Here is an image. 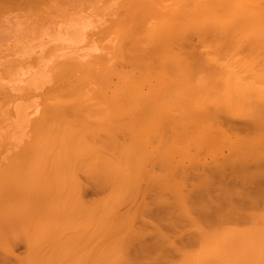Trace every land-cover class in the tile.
<instances>
[{
    "label": "bare ground",
    "instance_id": "obj_1",
    "mask_svg": "<svg viewBox=\"0 0 264 264\" xmlns=\"http://www.w3.org/2000/svg\"><path fill=\"white\" fill-rule=\"evenodd\" d=\"M57 1L111 18L97 45L79 22L87 51L59 44L73 51L55 53L16 124L3 106L39 86L0 88V255L22 244L16 264H264V0Z\"/></svg>",
    "mask_w": 264,
    "mask_h": 264
},
{
    "label": "rangeland",
    "instance_id": "obj_2",
    "mask_svg": "<svg viewBox=\"0 0 264 264\" xmlns=\"http://www.w3.org/2000/svg\"><path fill=\"white\" fill-rule=\"evenodd\" d=\"M104 2H105V0H104ZM99 4L100 3H98V5ZM106 4H108V3H106ZM85 6H86L87 11L84 9ZM85 6L83 5V6H80L78 8H81V9H83V11L85 10L86 12H88V10L90 11V10L94 9V10H96L95 13H97L96 8H94L88 4H85ZM101 6H102V4H101ZM50 7H52V8L50 9V14H47L48 19L45 16V20L47 19L46 21H43V19H44L43 17L36 16V14H35L36 9L47 10ZM78 8L76 9V11L74 9L69 10L66 4L58 3L57 0H43L41 3H35V4H33L30 0H8L6 2V4L4 5V8L0 9V85H1L0 88L2 87V85H3V87L7 86L6 88H10L14 84L20 85L21 78H22V80L24 78L27 81L34 80L36 82V83L35 82L34 83L37 85V87L38 86L40 87V88L38 87V94L36 93L37 91H34L35 92L34 98L33 97L28 98V99L27 98H21V99L17 100V106H15L14 104L6 105V107L3 106V109L5 108L6 110H9L10 114L12 111L11 115L14 116V118H13L10 115L11 116L10 119L12 118L11 119L12 122H10V121H8V122L16 124V121H17L16 117L17 116L15 115V110H18L20 106H24V105L26 106V104H28L30 106L35 101H38V103L41 101V98L39 95L42 92H44L51 84V81H50L51 80L50 70L52 67L51 63H53V61L55 59L54 56L56 54H58V52L62 53V51H60V49H62L63 51H65L67 49L69 51L70 47L76 46V47H74L75 49L71 48V51H73V50L75 51L78 48V51L80 52V51H83V49L86 50V49L92 48V47H90L91 43H89V46L83 47V49H81V44L83 43V41L85 39V34H89L92 36V34L95 32V30L97 28H104L108 25V21H106V20H107V18L109 20V18H111V17L110 16L107 17V15H106L105 16L106 18L104 17V19H106L105 20L106 22L103 23L102 20H104V19L101 20L100 18H98L97 14H99V13H97L96 14L97 18L96 17L95 18L97 19L98 26L93 28L92 26H90V25H92L90 22L92 20V23L94 22V24L96 25V23H95L96 20L93 17L96 15H93V11L91 12L92 13L91 15L88 14L89 12L87 13L88 15H84V13H86V12H84L82 14L81 9H78ZM79 10H80V12H79ZM74 11L76 13L79 12L82 16L84 15L86 17L87 16H89V17H87L86 20H85V17L84 18L82 17L83 18L82 19L81 15H79V13H77L78 15L75 14ZM90 16H92V18ZM100 16L101 15H99V17ZM88 18L90 21H88ZM93 18H94V20H93ZM36 19L42 20L43 22L42 21L41 22L36 21ZM80 21H83L81 23H82V25L85 24V26H86V23L88 21L86 28L89 29V30L87 29V31H89V32L86 31V28L84 25H83V27H81L82 30L79 31L80 26H82V25H79ZM98 22H102L101 23L102 25H99L100 23H98ZM91 27L94 30H92ZM75 29L78 30L79 32L82 31L81 34L84 31L86 32L82 36V38L84 37L83 39L81 37L78 38L80 41L79 44H77L79 42L77 40V37L80 36L81 34H77L78 36L76 37V32H78V31H75ZM89 35L87 37H89ZM97 38H98V36L94 35L91 37L90 40L92 42V39L96 40ZM88 39L89 38H86V40H88ZM75 40H77V42ZM43 41H44V44L40 48V45L42 44ZM46 41H48V42H46ZM81 41H82V43H81ZM53 42L56 45V46L54 45L56 47V49L53 46ZM84 42L87 43V41H84ZM60 43L67 44V46L69 48L67 46H66L67 48H65V45H63V47L65 48V50H64L62 47H60V45H59ZM98 43L99 42L97 41V44ZM93 44L95 45L96 42L95 43L92 42L91 45H93ZM101 44L103 46H105L107 44V42L103 41ZM50 45H52V47ZM35 46H36V48H35ZM57 47H58V49H57ZM34 48H35V52H36L37 48H38V50L41 49L42 52L38 51L40 53H36V55L34 54V56L33 55L31 56L30 53H32V54L34 53ZM42 48H44V49H42ZM46 49L47 50L50 49V50L46 51ZM43 51H45V52H43ZM54 51H56V52H54ZM68 51H67V53H68ZM71 51H69V53ZM46 52H47V54H46ZM48 52H50V53H48ZM89 52H90V50H89ZM98 52H101V51H97V53ZM41 53H44L43 56L40 55ZM52 53L54 55H52ZM64 53H66V52H64ZM91 53L93 54V51H91ZM97 53L94 52V54H97ZM18 79H20L19 81H17L19 83H15V81ZM24 83L22 84V82H21L22 85H26ZM1 104H2V99H0V105ZM9 106H11V107H9ZM14 106L17 109H15ZM25 106H24V109H27V108H25ZM19 110H23V108L20 107ZM28 110L29 109H27V111ZM19 126H22V125L20 124ZM21 128H23V127H21ZM11 129H12V127L7 126L4 129V132L9 133L11 131ZM19 130L21 131V129H19ZM17 131H18V129H17ZM20 131H18V132H20ZM22 131L24 132V134H26V137L24 136V138L28 139L30 136L29 128H23ZM24 134H22V135H24ZM13 136L15 137V139L18 138V135H13ZM19 136H21V135H19ZM14 137L12 138L13 140H14ZM227 180L229 181L230 179L228 178ZM97 197H100V195L95 194L90 189L87 190L86 199L93 200ZM23 255H24V247L22 244H19L15 247L13 256L5 257L4 255H0V264H16V259L23 256ZM4 261L6 263H4ZM133 264H148V262L142 261L140 263H133Z\"/></svg>",
    "mask_w": 264,
    "mask_h": 264
}]
</instances>
